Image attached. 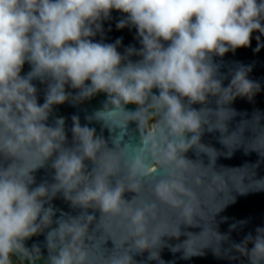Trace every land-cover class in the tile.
I'll return each instance as SVG.
<instances>
[{
    "label": "clouds",
    "instance_id": "1",
    "mask_svg": "<svg viewBox=\"0 0 264 264\" xmlns=\"http://www.w3.org/2000/svg\"><path fill=\"white\" fill-rule=\"evenodd\" d=\"M113 11L122 14L117 30H136L139 48L129 45L121 53L122 38L103 42V23ZM253 33L260 34L253 49L259 52L264 48V0H0V264H15L12 257L37 264L42 251L26 242L45 229H50L46 264H144L134 258L144 253L147 261L165 264L164 247L173 253L183 247V259L203 255L186 247L189 240L171 246L164 238L179 239L181 225L198 224L194 185L200 181L185 154L194 146L215 153L199 144L205 126L226 131V122L236 115L229 106L237 98L252 101L261 91L249 78L250 65L225 75L215 60L251 47ZM98 34L100 41L95 40ZM25 64L29 71L23 73ZM34 81L45 86L43 103ZM101 93L102 109L86 119L101 122L110 132L135 122L142 130L138 146L119 148L117 139V148H109L108 140L81 125L76 115L71 143L64 118L49 123L55 106L75 105ZM212 99L216 110L208 107ZM130 104L136 108L128 109ZM210 115L222 123L211 125ZM234 135L222 143L229 147ZM253 143L261 147L246 151L264 157V131ZM121 158L128 180L160 171L152 199H124L126 191L140 192L142 185L139 180L127 186L123 179L113 183ZM46 166L53 170L54 182L37 185L34 173ZM57 194L79 214L54 221L53 208L45 205ZM88 209L126 233L110 253L93 251L97 245L89 242L95 239L91 226L96 217ZM165 209L176 214L175 220ZM232 250L248 264H264V227L225 250L235 260ZM213 253L220 257V248Z\"/></svg>",
    "mask_w": 264,
    "mask_h": 264
},
{
    "label": "water",
    "instance_id": "2",
    "mask_svg": "<svg viewBox=\"0 0 264 264\" xmlns=\"http://www.w3.org/2000/svg\"><path fill=\"white\" fill-rule=\"evenodd\" d=\"M121 18V13L113 11L112 18L103 23V42L114 43L116 39L122 38V45L118 48V51L123 53L124 48L129 45L137 48L140 45L136 39V30L134 28L129 29L126 27L122 30H117L116 23ZM109 29L111 30L109 31ZM257 35L260 34L253 33L251 47L240 48L234 53L225 54L222 58H215L216 62L222 65L220 71L225 75H228L230 70H234L240 65H250L252 70L249 73V78L260 84L261 91L254 96L252 101L247 98H237L229 106L235 110L236 115L226 122V131L221 132L215 127H213L212 131H208V126H205L199 144L204 145L206 148L215 149V153H208L207 151H202L198 146H194L185 154L195 166L193 175L199 178L200 181L198 185H194L199 201L198 224L190 227L181 225L182 234L179 239L164 238L165 243L171 246L183 245L184 241L189 240L186 247L190 250H202L204 254L183 259V247L181 251L176 253H173L168 247H164L161 251V259L165 261V264H248L246 258L240 256L234 250L231 251V255L237 257L235 260L228 259L224 252L230 249L232 243H240L248 233H254L256 227H264V189L256 190L264 187V184L256 183L257 181H264V157L256 151H246L249 147H261L259 144L253 143V141L258 133L264 131V48H261L259 52L253 51L257 46L255 39ZM101 39L102 37L99 34L95 37L97 41ZM261 42L264 43V36H261ZM132 59L138 58L132 57ZM28 71L29 65L25 64L23 73ZM33 83L38 88L39 102L43 103L45 86L38 81ZM227 83L228 80H225V84ZM104 102L105 95L101 93L90 100L75 105L72 101H69L63 105L55 106L49 123H53L55 118H64L68 141L71 143L72 116L76 115L81 125L88 124L89 127L96 129L98 135H102L108 140L109 148H117V145L113 143L117 139L119 140V148H123L125 145L138 146L142 130L138 128L135 122H129L123 128L114 126L110 132L101 122H97L94 119L89 122L86 119L95 110L102 109ZM194 107L199 109L201 105L197 104ZM208 107L213 110L217 109L215 99L211 100ZM127 108L135 109L136 105L130 104L127 105ZM260 117L261 119L259 120ZM208 119L213 126L215 123H222L216 121L215 115H210ZM233 133L237 135L228 139L229 147L225 146L222 140ZM234 144L238 145L233 148ZM117 150L119 151V149ZM229 152H231V155H228ZM126 172L124 160L121 158L120 172L113 179V183L115 184L116 180L123 179L127 186L139 180L142 187L140 192L126 191L124 199L130 202L152 199V185L160 178V171L157 170L151 176L137 177L134 180H128ZM34 175L37 185L45 181L48 183L54 182L53 170L50 166L38 170ZM48 206L53 208L54 221L66 214L74 216L81 211L70 207L69 203L63 199L62 194H57L49 204L45 205V207ZM87 211L96 217V222L91 226L95 239L89 243L97 245V247L93 248V251L98 255L100 253H110L115 249L116 245L119 246L127 238L124 231L110 227V221L107 219L102 221L98 211L93 209H88ZM165 212L171 219L175 220V213L167 209H165ZM241 221H246L247 223L242 225ZM233 224L236 225L235 228L231 227ZM55 227L56 224L53 223L51 228ZM105 228L107 229L106 232L104 231ZM49 230L45 229L44 234L33 236L26 242L29 248L35 244L42 251L43 258L37 264H46L48 251L45 247V236ZM217 233L227 237V239L219 240ZM217 247L221 251L220 257L213 253V249ZM134 258L138 262L143 260L144 264H158L157 261H147V253H144L143 256L137 255ZM21 261L25 263V261Z\"/></svg>",
    "mask_w": 264,
    "mask_h": 264
},
{
    "label": "trees",
    "instance_id": "3",
    "mask_svg": "<svg viewBox=\"0 0 264 264\" xmlns=\"http://www.w3.org/2000/svg\"><path fill=\"white\" fill-rule=\"evenodd\" d=\"M12 259L15 261V264H19L20 263V260L16 257H12Z\"/></svg>",
    "mask_w": 264,
    "mask_h": 264
},
{
    "label": "built area",
    "instance_id": "4",
    "mask_svg": "<svg viewBox=\"0 0 264 264\" xmlns=\"http://www.w3.org/2000/svg\"><path fill=\"white\" fill-rule=\"evenodd\" d=\"M19 264H25L24 262H22L21 260H20V263Z\"/></svg>",
    "mask_w": 264,
    "mask_h": 264
}]
</instances>
